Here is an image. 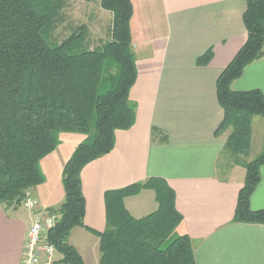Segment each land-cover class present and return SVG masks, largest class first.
Here are the masks:
<instances>
[{"label": "trees", "instance_id": "obj_1", "mask_svg": "<svg viewBox=\"0 0 264 264\" xmlns=\"http://www.w3.org/2000/svg\"><path fill=\"white\" fill-rule=\"evenodd\" d=\"M248 37L217 80L224 118L217 132L232 131L222 152L225 166L246 168L234 222L264 224V209L254 210L251 197L262 179L263 151L246 159L252 145V120L264 117L260 89L236 91L232 83L248 65L264 56V0H246ZM113 13L111 37L100 46L88 44V26L63 40L54 39L63 0H0V204L19 207L28 190L44 181L41 160L60 143L62 133L85 138L64 165L66 198L56 211L48 240L62 254V264H86L69 242L71 231L84 225L86 198L82 171L115 146L117 130L135 123L130 92L137 80L132 46L131 0H100ZM209 49L197 60L207 65ZM153 136L162 131L152 129ZM166 135L161 140H165ZM152 188L158 209L140 218L124 205V197ZM107 226L100 237V264H197L192 239L178 234L183 220L176 193L162 178L106 193Z\"/></svg>", "mask_w": 264, "mask_h": 264}, {"label": "crops", "instance_id": "obj_2", "mask_svg": "<svg viewBox=\"0 0 264 264\" xmlns=\"http://www.w3.org/2000/svg\"><path fill=\"white\" fill-rule=\"evenodd\" d=\"M131 1L135 123L117 130L112 151L83 169L84 225L71 231L69 242L86 264H100L98 232L107 226L106 193L157 177L176 193L183 217L176 232L192 239L197 264H264V224L233 221L246 168L227 167L221 158L232 128L217 132L224 118L217 80L247 40L246 0ZM210 48L212 60L199 65L198 58ZM232 88L264 93V56L248 65ZM154 127L162 131L155 137ZM70 134L80 133H62V140ZM84 138L60 141L41 160L44 181L33 188L39 209L57 211L65 201L64 165ZM261 175L251 197L254 210L264 209V165ZM124 205L140 218L159 204L155 190L143 188L125 196ZM34 218L24 203L16 208L0 204V264L21 263ZM61 258L56 251V264Z\"/></svg>", "mask_w": 264, "mask_h": 264}, {"label": "rangeland", "instance_id": "obj_3", "mask_svg": "<svg viewBox=\"0 0 264 264\" xmlns=\"http://www.w3.org/2000/svg\"><path fill=\"white\" fill-rule=\"evenodd\" d=\"M64 6L58 19L56 29L54 30V39L61 41L65 39L74 28L88 26V44L90 47L102 45L111 37V27L113 23V13L105 10L100 5V0H63ZM253 140L248 160L259 155L264 148V117L257 116L253 123ZM61 137L63 144H71L79 136ZM76 136V137H75ZM60 144V143H59ZM41 165V163H40ZM42 170V168H41ZM246 171V169H245ZM43 172V171H42ZM44 175V173H43Z\"/></svg>", "mask_w": 264, "mask_h": 264}, {"label": "built area", "instance_id": "obj_4", "mask_svg": "<svg viewBox=\"0 0 264 264\" xmlns=\"http://www.w3.org/2000/svg\"><path fill=\"white\" fill-rule=\"evenodd\" d=\"M24 206L35 216L29 226L20 264H56V249L48 240L49 231L54 228L59 214L52 210H42L33 189L26 192Z\"/></svg>", "mask_w": 264, "mask_h": 264}]
</instances>
